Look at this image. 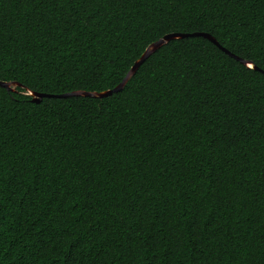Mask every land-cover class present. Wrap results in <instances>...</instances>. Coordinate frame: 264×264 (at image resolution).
Masks as SVG:
<instances>
[{
	"label": "trees",
	"instance_id": "obj_1",
	"mask_svg": "<svg viewBox=\"0 0 264 264\" xmlns=\"http://www.w3.org/2000/svg\"><path fill=\"white\" fill-rule=\"evenodd\" d=\"M0 81V264H264V0H0Z\"/></svg>",
	"mask_w": 264,
	"mask_h": 264
},
{
	"label": "water",
	"instance_id": "obj_2",
	"mask_svg": "<svg viewBox=\"0 0 264 264\" xmlns=\"http://www.w3.org/2000/svg\"><path fill=\"white\" fill-rule=\"evenodd\" d=\"M190 36H201L204 38H207L211 42H213L216 46H218L221 50H223L225 53L230 55L231 57H234L237 60H240L244 64H248V62L234 53H231L228 49L220 45V43L211 35L204 32H194V33H170L159 39L158 41L152 43L144 52L142 57L133 65V67L130 69V71L127 73L125 78L122 80L120 84H118L115 88L111 90H107L104 92H88V91H72L62 94H52V93H36L33 91H30V95L33 96V101L40 102L43 98H67L72 96H87V97H97V98H103L106 96H109L113 93H117L123 90L126 83L133 77V75L136 73L137 69L141 65L142 62H144L152 53H154L156 50H158L161 46L168 43L171 40L174 39H180L184 37H190ZM252 67V66H251ZM256 68L255 66H253ZM0 86L4 87L8 90H13V87L15 86H21L18 82H5L0 81Z\"/></svg>",
	"mask_w": 264,
	"mask_h": 264
},
{
	"label": "snow or ice",
	"instance_id": "obj_3",
	"mask_svg": "<svg viewBox=\"0 0 264 264\" xmlns=\"http://www.w3.org/2000/svg\"><path fill=\"white\" fill-rule=\"evenodd\" d=\"M249 67H251V65H249Z\"/></svg>",
	"mask_w": 264,
	"mask_h": 264
}]
</instances>
